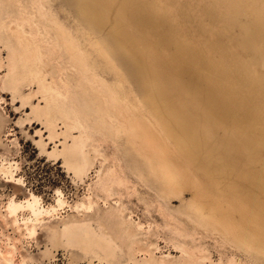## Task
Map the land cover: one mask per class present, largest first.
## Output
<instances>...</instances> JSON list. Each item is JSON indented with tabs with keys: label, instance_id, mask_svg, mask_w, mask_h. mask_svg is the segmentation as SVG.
Returning <instances> with one entry per match:
<instances>
[{
	"label": "rangeland",
	"instance_id": "374dc122",
	"mask_svg": "<svg viewBox=\"0 0 264 264\" xmlns=\"http://www.w3.org/2000/svg\"><path fill=\"white\" fill-rule=\"evenodd\" d=\"M43 3L47 21L38 14L33 20L45 25L53 35L55 30L48 21L53 18L71 33L84 52L85 70L89 73L79 64L75 70L61 73L64 62L59 59L60 54L50 58L49 72L57 80L71 84L79 111L95 127L82 150L90 153L94 149L101 155L94 158L81 178L68 171L62 159L49 156L47 152L59 142L48 138V130L32 117L29 105H22L19 98L13 97L3 83L5 71L0 70V165L12 163L14 177L0 171V264H7L9 258L13 264H126L134 258L146 259L149 250L162 257L163 264H176L180 243L191 251L207 254L215 264H264V202L256 192L249 201L255 208L256 221L250 226L249 238L232 232L216 221L217 212L211 201L217 190L207 173L217 175L222 164H247L240 147L235 150L237 154L231 155L221 140L222 131L228 130L232 117L244 115L249 124L254 117L237 107L236 113L220 112L217 107L211 113L200 99L193 95L187 98L182 82L173 81L166 69V59L174 56V68L185 83L192 84L191 91L206 85L210 70L231 79V70L235 69L242 83L241 79L248 75L242 68L251 66L250 74L263 77L264 62L257 60L251 50L241 51L238 47L237 20L227 14L223 4L215 5L212 0ZM137 8L143 9L142 18L139 14L134 16ZM121 10L126 18L118 19V29L116 18ZM0 55L6 56L2 45ZM213 58L222 60L215 70L210 67ZM87 76L91 82L93 78H104L110 91L124 101L120 107H124L121 109L127 125L135 115L131 110L137 111L139 139L133 138V125L129 126L133 137L122 129L110 133L111 123L106 127L100 117L102 112L96 111L91 99L97 94L104 104L103 85L98 81L90 83ZM74 84H80V89ZM24 91L28 92L29 87ZM240 95L246 97L245 88ZM101 102L99 107H104ZM110 107L119 106L112 100ZM171 107H176L177 113L173 121L168 111ZM183 123L189 124L183 125L186 128L197 130L193 132L200 131L206 141L201 146L214 153L202 156L207 172H202L198 161L185 152L186 144L178 131ZM39 141L44 144V151L38 146ZM189 149L197 155L194 147ZM31 193L40 197L44 207L53 205L58 211L52 217L45 215L30 236L23 224L28 211L20 210L17 217L10 216L7 205L10 199L21 201ZM58 197L64 201L60 206ZM117 200L126 205L127 217L142 224L140 232L127 236L118 231L107 212ZM80 203H91L93 209L86 213L78 208L77 212L76 205ZM98 238L108 242L111 256L95 254L98 249L94 242ZM138 247L139 252L134 254Z\"/></svg>",
	"mask_w": 264,
	"mask_h": 264
},
{
	"label": "bare ground",
	"instance_id": "6f19581e",
	"mask_svg": "<svg viewBox=\"0 0 264 264\" xmlns=\"http://www.w3.org/2000/svg\"><path fill=\"white\" fill-rule=\"evenodd\" d=\"M212 1L215 5L223 4L227 14L235 21L237 20L236 23L240 31L237 37L239 49L241 51L251 50L257 60L264 62V0ZM142 10V8H137L136 12L135 9V12H133L134 16L139 14L140 18H142ZM36 14L43 21H47L48 16L44 9L43 0H0V45L6 51V56L0 55V70L5 71L2 76L3 83L9 87L14 98L21 100L22 105L30 106L32 117L40 120L48 130V138L59 142L55 144L51 151L47 152L48 155L55 159H62L66 169L72 172L76 178H81L92 166L94 158L97 155H101L94 149L90 153H85L82 150L84 141L89 139V133L95 127L90 125L88 119L79 111L77 104L73 100L71 84L68 81L57 80L51 76L49 69L50 58L54 54H60L59 59L64 62L60 68L61 73L75 70L77 64L80 65L85 73H89L87 69L85 70L84 52L76 45L71 33L66 32L57 21L53 18L48 20L51 27L55 30L52 35L45 25L40 26L33 20ZM125 16V11L121 10L118 13L116 18V24H118L116 27L118 29L120 26L118 19L126 18ZM242 17H244L243 21L241 20ZM242 31L243 33H241ZM239 39L242 40L238 41ZM65 54H68L66 58ZM220 54L222 57L223 53ZM173 57L166 59V69L173 81L182 82L185 91L183 94L187 98H189V95H193L194 98L200 99L205 107L211 108V113L214 112L213 108L215 107H217V109L215 108L217 111L221 110L220 112L224 111L225 113L233 110L236 113L238 109L234 107H237L243 113L250 112V115L254 117L250 124L245 121L244 115L239 116L238 119L232 117L229 120L228 130L224 128L225 132L222 131L224 137L221 140L227 145L228 151L233 153L231 155L237 154L235 150L240 147L241 156L247 164L244 166L239 164V162H234V166L219 165V170L216 171L217 175L207 172L205 165L203 169V154L210 156L214 153L207 151L205 149L206 146H201L206 143L201 138V132H193L197 130L186 128L187 126L183 125L189 124L185 123L180 124L183 128L178 129L182 133L181 140L186 144L184 145L185 152L187 151L194 161H198V168L202 172L206 171L208 173L210 181L213 182V186L217 190L216 198L211 201L217 212L216 221L221 225L227 226L232 232L249 238L250 226L256 223L255 208H252L249 201L254 199V193L256 192L262 203L264 202V76L262 77L254 72L250 74L248 70H250L251 66H244L242 69L248 75L246 74L241 79L242 83H240L238 72L235 69L231 70L233 72L231 79L216 72L213 74L212 70H210L206 85L191 91L190 86L192 84L185 83L184 77H181L176 72L175 64L172 61ZM211 61L210 67L214 68V70L219 65V62H222L221 59L216 61L214 58ZM92 76L94 75L92 74ZM85 78L90 83L98 81L103 85L104 107H99L101 101L97 99V94L91 99L96 105V111L102 112L100 117L106 123V127H109L111 123L109 127V129L112 128L110 133H117L118 130L122 129L123 133H130V136L133 137V132L129 127L133 125L136 127V134H134L133 138L134 140L139 139V114L137 111L131 110L135 115L132 118V122L127 125L125 123L127 118H125L121 109L124 107H120L124 104V101L110 91L109 87L106 86L105 79L93 78L94 81L91 82L88 76ZM60 81H63V84ZM209 84H211V87ZM240 84H242V87L239 88ZM244 84L246 85L244 86ZM72 86L80 89V84ZM25 87H29L28 92L24 91ZM244 88L247 91V95L242 98L240 91ZM88 94H90V91ZM34 99L37 100L36 103L33 102ZM112 100L119 107H110V101ZM103 105L101 102V106ZM175 109L176 107L168 108V111L172 114L171 116H173L172 121L177 116ZM185 121L183 120V122ZM221 129L223 130V128ZM74 131H78V134H74ZM236 133L237 135H235ZM235 136L237 137L235 138ZM37 144L41 151H44L42 141ZM190 146L195 148L197 155L190 153ZM115 160L117 161V159ZM8 163L7 165L2 163L0 171L14 178L13 165L10 162ZM100 171L101 169L99 168L97 171L98 175ZM255 187L259 190L255 191ZM59 194L62 193L59 191ZM56 202L59 203V206L64 203L61 197H58ZM51 206L44 207L40 202V197L31 193L29 198L21 201L10 199L7 205V212L10 216L17 217L18 211H28L29 216L27 218L23 217V224L26 232L31 236L35 234L36 227L45 220V215L52 217L54 212L56 214L57 209ZM78 208L88 213L93 209V205L91 203H80L76 205L77 212L80 211ZM126 209V205L121 200H117L114 204H111L107 212L114 220L118 231L128 236L131 233L140 232L142 224L132 219L131 216L127 217L128 215L125 214ZM241 217H243V220H241ZM94 245L98 249L95 254L99 257H102V255L103 258L111 256L109 244L104 239L98 238ZM139 249V247L136 250L134 249V254L138 253ZM179 251L180 256L176 264H215L207 254L191 251L182 243H180ZM6 261L7 264H13L11 258ZM163 261L162 257L153 255V252L149 250L146 259L139 260L134 258L126 264H163Z\"/></svg>",
	"mask_w": 264,
	"mask_h": 264
}]
</instances>
